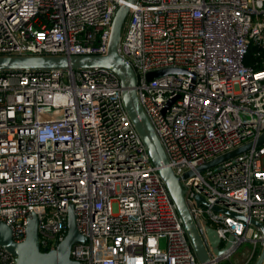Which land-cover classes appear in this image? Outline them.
I'll list each match as a JSON object with an SVG mask.
<instances>
[{
	"label": "built area",
	"instance_id": "obj_1",
	"mask_svg": "<svg viewBox=\"0 0 264 264\" xmlns=\"http://www.w3.org/2000/svg\"><path fill=\"white\" fill-rule=\"evenodd\" d=\"M126 4L118 53L210 262L249 241L244 264H254L264 246V144L197 168L264 134V0H0V56L106 55ZM164 69L179 71L147 79ZM71 205L86 237L71 250L80 264H203L116 74L0 70V221L21 243L36 214L40 248L51 251L68 233ZM205 222L220 248L235 237L222 259ZM0 264H17L1 245Z\"/></svg>",
	"mask_w": 264,
	"mask_h": 264
},
{
	"label": "water",
	"instance_id": "obj_2",
	"mask_svg": "<svg viewBox=\"0 0 264 264\" xmlns=\"http://www.w3.org/2000/svg\"><path fill=\"white\" fill-rule=\"evenodd\" d=\"M135 0H128L133 3ZM129 12V6L122 5L118 8L111 27V35L109 40L108 52L103 56L81 55V56H0V70L5 71H22L32 69H66L74 70H92L95 68L107 69L116 74L120 80L122 87V97L124 106L140 134L153 164L158 168L159 174L164 180L168 191L177 205L178 212L183 219L187 234L193 244L194 251L203 264H212L210 255L204 244L202 235L190 213L185 190L181 185V178L176 176L173 170L168 166V158L166 152L157 136L152 124L145 114L137 95V79L132 67L119 55L118 47L122 37L123 26ZM176 69H164L151 71L147 74V79L152 80L166 73L177 72ZM264 144V134L255 142H249L244 146L227 153L217 159L209 161L197 168L198 172H204L230 158L249 151L254 146ZM194 171L187 172L183 178L194 176ZM199 204L209 206L206 200L196 195ZM213 209L220 210L217 207ZM228 213L226 210H223ZM241 219H245L239 215ZM207 238L212 251L219 259H222L228 250L232 247L235 237L231 235L227 244L220 248L221 239L216 229L204 223ZM86 241L77 227L76 214L71 205L68 212V233L64 240L55 250L42 251L39 244L38 217L33 214L28 221L26 229V238L21 243H15L12 238L11 228L4 222L0 221V245L10 253L16 256L17 264H80L71 258V250L73 245ZM264 263V246L254 264Z\"/></svg>",
	"mask_w": 264,
	"mask_h": 264
},
{
	"label": "rangeland",
	"instance_id": "obj_3",
	"mask_svg": "<svg viewBox=\"0 0 264 264\" xmlns=\"http://www.w3.org/2000/svg\"><path fill=\"white\" fill-rule=\"evenodd\" d=\"M251 248L252 244L249 241H245L229 257L221 260L219 264H244Z\"/></svg>",
	"mask_w": 264,
	"mask_h": 264
},
{
	"label": "trees",
	"instance_id": "obj_4",
	"mask_svg": "<svg viewBox=\"0 0 264 264\" xmlns=\"http://www.w3.org/2000/svg\"><path fill=\"white\" fill-rule=\"evenodd\" d=\"M248 64L252 63V61L250 60L249 62H247Z\"/></svg>",
	"mask_w": 264,
	"mask_h": 264
}]
</instances>
